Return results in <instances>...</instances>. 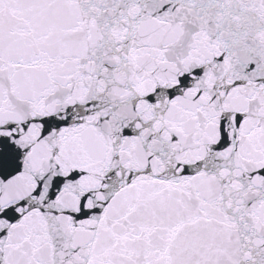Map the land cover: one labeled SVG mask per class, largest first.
<instances>
[{"label":"snow or ice","instance_id":"obj_1","mask_svg":"<svg viewBox=\"0 0 264 264\" xmlns=\"http://www.w3.org/2000/svg\"><path fill=\"white\" fill-rule=\"evenodd\" d=\"M0 264H264V0H0Z\"/></svg>","mask_w":264,"mask_h":264}]
</instances>
